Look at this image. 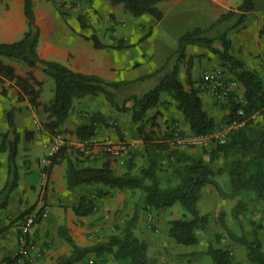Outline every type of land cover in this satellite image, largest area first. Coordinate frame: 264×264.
I'll return each instance as SVG.
<instances>
[{
    "label": "trees",
    "instance_id": "trees-1",
    "mask_svg": "<svg viewBox=\"0 0 264 264\" xmlns=\"http://www.w3.org/2000/svg\"><path fill=\"white\" fill-rule=\"evenodd\" d=\"M109 1L111 4H122L124 11L133 16L149 13L155 19L162 17L156 6V3L162 0ZM33 5V0H23L26 30L18 40L0 42V56L21 62L27 67L38 66L52 79V96L42 104V110L46 113L42 127L50 136L62 133L73 101L86 95L101 94L115 110L130 111L135 131L142 140L140 154L144 158V163L138 167L136 173L133 172L135 166L133 158L137 154H132L133 158L131 156L127 160L125 170L119 173L111 165L109 155L98 152L102 160L95 164L90 161L91 154H84L79 145L63 143L53 155L48 168L63 160L69 148L71 156L67 155L64 170L69 188L100 183L120 190L140 189L143 204L152 209L168 207L179 202L183 214L168 221V236L183 245H194L199 241L198 231L206 229L208 217L206 213L200 212L196 201L201 188L213 182L214 171L202 156L181 150L175 145L172 122L166 125L163 131H156L154 127L159 125L156 113L150 116L147 114L148 110L161 101L162 94H165L175 102L176 109L186 121L189 132L204 135L218 126V122L203 106L199 94L203 89L201 81L197 85L190 81V64L187 68L188 87L178 76L179 65L186 56V46L197 44L209 46L224 71L229 72L228 78L241 83L245 100L244 104H240L231 97L221 103L228 108L224 122L237 117V108L242 107L244 114L239 120L243 123L228 133L225 142H218L211 147L210 157L218 153L233 156L230 166L232 187L235 191L250 189L254 192L255 198L264 203V122L256 120L253 116L264 117V80L257 70L248 68L243 59L231 52V40L227 33L231 28L245 27L246 14L255 8V0H240L235 8L222 12L207 26L186 29L178 36L173 55L161 66L130 80H107L95 74L76 71L55 60L40 58L37 53L39 27L35 21ZM231 18H234V22L217 36L221 47H213V38L208 36V33L221 22ZM260 33H264V25ZM91 39L95 47L103 46L94 35ZM116 46L126 47V44L118 42ZM0 79L12 81L17 87L19 100L26 99L34 108L41 105L39 99L41 81L35 78L32 72L20 75L15 72L12 65L0 60ZM127 101L131 102L130 106L126 104ZM15 109L11 107L6 111L8 128L0 133V151L6 152L7 158V179L0 190V207L5 206L10 192L18 183L17 154L20 135L15 125ZM86 118L87 121L75 128L78 141L85 146L88 145L89 139L95 136L98 122L109 125L100 112L87 114ZM25 133L27 139L32 137L31 130H25ZM169 160L176 164L174 171L177 181L173 185L163 186L158 171ZM95 207V200L89 196H82L77 204L72 206L76 215H88ZM242 210L243 202L240 200L233 207L232 215L238 217ZM136 218L134 215L126 222L119 233L111 234L106 240L87 246L76 244L66 226H59L58 233L71 246V251L67 255L57 257L50 264H73L87 255L102 256L105 253H111L116 259H128L130 264H157L147 254L146 240L133 231ZM259 226L253 224L250 236L228 232L231 239L244 247L245 257L250 264H264V249L258 234ZM206 251L214 264H245L237 261L229 248L209 243ZM24 257V254L16 253L4 257L0 264H18Z\"/></svg>",
    "mask_w": 264,
    "mask_h": 264
},
{
    "label": "crops",
    "instance_id": "crops-1",
    "mask_svg": "<svg viewBox=\"0 0 264 264\" xmlns=\"http://www.w3.org/2000/svg\"><path fill=\"white\" fill-rule=\"evenodd\" d=\"M239 2L240 0H162L157 2L156 6L161 11L162 17L155 19L149 13L141 15V19L145 22L144 25L143 23L139 25L141 29H144L148 22H152L153 26L150 29L151 33H144L139 36L135 45V48L137 47L139 52L143 53V56L145 51L154 55L149 62L144 57H141L139 62L141 64L137 66L139 64L137 63V71H135L129 66L131 57L126 58L124 61L126 69L123 70V50H121L123 47H117L114 44V40L109 38V34L105 33L100 13L91 12L90 6L99 8L100 0H33L35 21L39 27L37 53L40 58L61 62L76 71L95 74L107 80H130L161 66L169 56L173 55L176 49L175 45L170 47L162 40H158L156 43L153 42V30L162 23L166 14L161 9L162 5L181 4L174 13V15L179 13L177 14L178 18H175L176 22L179 23L182 20L181 17H186L190 14H192L191 16L196 22H201L209 14L216 19L222 12L235 8ZM101 4L111 10H123L122 4L113 5L109 0L102 1ZM255 8L246 14L245 27L233 28L228 37L231 40V49L233 48L237 54L236 56L243 59L248 68L257 70L264 80V70L259 67V63L262 62L264 64V33H260V29L264 25V13L259 14ZM252 15H258L254 22L248 21L252 19ZM86 17L85 24L84 19ZM214 20L210 21V23ZM25 30L26 17L23 11V0H0V42L18 40ZM122 34L123 32L120 33V35ZM180 34L176 35V40ZM92 35L103 46L95 47L91 39ZM131 44L133 43L126 45L130 46ZM189 46L192 47L188 48ZM203 52H205V49L201 45L188 44L186 46V56L179 65L178 76L187 87L189 78L187 74L188 64H190V81L194 85L199 83L201 71L204 69L224 75V70L218 65L216 58L198 59L194 56ZM208 55L211 56L213 54ZM205 59L208 60L209 65L203 64ZM0 60L12 65L16 73L26 75L28 72H32L35 78L41 81L39 96L41 105L38 108L42 109L44 101L52 96V93L44 96L42 92L43 83L45 84L47 81L46 74L38 66L27 67L21 62L1 56ZM144 66H146L145 69ZM199 94L205 109L213 116L216 122H219L221 117L227 114L228 108L222 106L219 103L220 101L218 102L204 89L200 90ZM102 97L86 95L73 101V107L63 126L62 136L66 138V143L69 145L79 144L75 135V128L82 122L87 121V119L82 120L79 117V113L83 111H87L89 114L100 112L107 118L105 113L101 111L103 110L101 109L102 105L97 103L103 101L104 97ZM166 97L168 99L165 101ZM104 100L106 103L108 102L105 98ZM11 107L16 108L14 110L15 125L20 135L17 154L18 183L10 192L5 206L0 207V261L6 256H13L17 253L18 234L20 232L19 224L24 221L23 213L26 211L32 214L42 211L26 234L28 243L34 242L37 247L33 250L29 249L24 254V260H21L18 264H50L57 257L69 254L71 246L58 233V228L61 225L66 226L74 242L80 246L104 241L105 239L95 238V233L89 234L88 231L98 232L104 228V230L109 232L108 234H112L111 224L109 222L103 223V220L99 219V217L103 215L104 219L111 215L119 206H123L126 200H128L129 206L138 204L140 202V200L139 202L137 201L138 192H134L131 189L123 192V190L104 186L100 183L82 184L69 188L65 180L64 170L67 155L71 156L70 149H67L63 160L53 164L50 168L43 164L40 165L38 162L39 156L30 155L33 150L31 145L32 143H39L43 147L50 135L43 127L39 129L33 122L34 111L31 105L26 99H18L17 87L12 81L0 79V133L5 132L8 128L6 111ZM154 113H156L158 124L159 122L161 123L154 127L156 131H163L166 125L170 124L171 119H178L180 127L188 131L187 123L182 114L176 109L175 102L167 95H162L161 101L147 112L149 116ZM42 116L43 120L44 114ZM109 125L101 122L96 124L95 138L98 141L116 137ZM25 130L32 131L31 138L27 139ZM123 132L125 133V138L133 136L132 134L136 135L130 129H125ZM21 151H26L28 154H21ZM99 155L98 152L94 151L90 155V161L99 164L102 160ZM142 161H144V158ZM86 162L89 161L86 160ZM111 165L114 168L117 167L113 161H111ZM42 171L47 172V178L44 181L41 178ZM28 173L31 174V178L27 177ZM6 179V152L0 151V190L4 186ZM82 196H89L96 202L94 211L88 215H76L72 208ZM132 212H136V209H133ZM43 213L46 215L43 216ZM86 219H90L89 221L92 223H89L91 225L85 223ZM96 219L99 221L96 222ZM83 259L73 264H83ZM95 261L97 264L104 263H101V261L97 262L96 259Z\"/></svg>",
    "mask_w": 264,
    "mask_h": 264
},
{
    "label": "rangeland",
    "instance_id": "rangeland-1",
    "mask_svg": "<svg viewBox=\"0 0 264 264\" xmlns=\"http://www.w3.org/2000/svg\"><path fill=\"white\" fill-rule=\"evenodd\" d=\"M102 1H107V0H100V4H98L99 8L98 7L94 8L93 6H90L91 12L98 14L100 13V18L102 19V22L104 24L103 26L105 33H108L109 38L111 40L112 39L114 40V44H118V42H122L124 44L133 43L130 46L126 45V47H123L121 49L123 50V70L126 69V67H124V61L126 60V58L131 57L129 61L130 62L129 66L132 68V70L137 71L136 67L141 64L139 63L141 61V57L147 59L148 62L153 58L154 55L153 53H149L148 51H145L143 56L142 55L143 53L139 52L137 47L135 48L136 41L139 36H141L144 33H149V32L151 33L150 29L152 28L153 23L148 22L147 26L144 29H141L139 25L142 23L143 25L145 24V22H143V20L141 19L142 16H133L132 14L125 12L124 9L111 10L108 7L101 4ZM255 3H256L255 10L259 14L264 13V0H255ZM180 5L181 4H173V5L165 4L161 6L162 7L161 9L165 11L166 14L164 19L162 20V23L156 26V29L153 30L154 32L153 42L156 43V41L162 40L165 41L170 47H173V45L177 46L176 35L180 34L181 32L185 31L187 28L192 27L194 25L206 26L208 23H210V21L215 19L213 15L209 14L208 16L203 18L201 22H196L195 20H193L191 16L192 14H190L187 15L186 17H181L182 20H180L179 23H177L175 18H178L177 14L179 13H176L175 15L174 13L179 9ZM58 7L61 8L60 5H58ZM257 18L258 15L256 16L252 15V19H249L248 21L254 22L255 19ZM84 20L86 24L87 17ZM233 22H234V18L223 21L216 28H214L211 32L208 33V36L213 38L212 41L213 47H218V48L221 47V44L217 36L222 31H224L228 26H230ZM232 31L233 28L227 31L228 36ZM122 32L123 34L120 35V33ZM201 46L204 47L205 52L194 56L197 57L198 59H202V58L212 59L214 57L218 61V65L221 67L220 61L218 60L217 56L210 50V47L206 45H201ZM191 47L192 46H189L188 48ZM231 52L237 55L234 52L233 48L231 49ZM208 54H213V55L210 56ZM137 63L139 64L137 65ZM203 64L209 65L208 60L207 59L203 60ZM259 65H260L259 67L262 68V70H264V64L261 62L259 63ZM145 68L146 66H144V69ZM221 69L224 70L222 67ZM223 72L228 80H232L228 78V76L230 75L228 71L225 70ZM42 87H43L42 92L44 96L53 93V81L49 76H47V81L45 84L43 83ZM162 95L164 96L165 94ZM98 96H102V95H98ZM231 97L232 99L240 102V104H242L241 102L245 103L243 97V87L241 83L238 82L237 84L233 85V92L231 93L228 99H230ZM166 99L168 98L166 97L165 101ZM102 100L103 101L97 103L102 105L101 109L103 110L101 111L105 113V116H107L106 118V120H108L107 123L110 124L109 128L112 131H114L116 136L115 139L129 141V144L131 145V147L127 152V155L125 156V160L123 164H118V162L114 158H111V161H113L117 165L115 169L117 172L120 173L121 171L125 170L126 162L132 156V154H137L136 157L135 155L134 158L133 156L131 157L133 158V162L135 164L133 168V172L136 173L138 172V167L141 166L144 161H142L143 157L140 154L142 141H140L139 143H133V144L130 143L136 138H140L137 135L135 131V126L131 121L130 111L119 112L115 110L113 107H111L108 102L106 103L104 98ZM47 101L48 99H46V101L44 102ZM219 103H224V102H219ZM126 104L129 106L131 102L127 101ZM31 108L34 111L33 114L34 116L32 117V120H34L33 122L36 124V126L39 129H41L42 122L43 120L46 119V113L42 109H39L38 107L34 108L31 106ZM71 109L69 112H71ZM43 114H44V119L42 120ZM87 114H89L87 111H83L79 113V117L82 118V120L87 119L86 118ZM253 116L256 120H259L260 122L261 121L264 122V117H261V115L258 116L253 115ZM224 117H225L224 115L221 117V119L218 122V126L213 131L221 128L222 124L224 123ZM173 121L177 122L179 125L178 119H173V120L171 119L170 123L171 122L173 123ZM160 124L161 123L159 122V125ZM125 129L126 130L130 129L132 133H135L136 135L132 134L133 136L125 138V133L123 132ZM184 132L185 130L182 129L183 134ZM63 139H64L63 143H65L66 138L63 137ZM217 143L218 142L216 141V139L212 137L208 139L206 142H200L198 144H186L184 145L183 149H181V150H186L189 153L202 156L205 161L210 163L214 171V175L212 178L213 182L208 183L201 188L198 200L196 201V205L200 210V212L206 213L208 217V223L206 229L198 231L199 241L196 244L183 245L176 243L167 234L168 221L172 218L180 217L183 214V209L179 202H176L171 206L162 207L159 209L148 208L142 202L143 195L140 189H131L134 190V192H138L139 194L137 201L139 202L140 200V202L138 204L134 206L132 205L129 206L130 204H128V200H126V202L123 203V206L121 207L119 206L114 211V213L108 215L104 219L102 215L99 217V219H102L103 223L109 222L112 226L111 231L113 233L114 232L119 233L120 228L123 227L124 224H126V222H128L134 215H136L137 218L134 223L133 231L134 233H136L137 236L146 240L148 245L147 254L152 259H154L157 264H214L212 258L206 251V248L209 243H211L214 246L229 248V250L232 252L234 258L237 261H241L242 263L245 264H250L245 257L244 247L239 243H237L236 241H234L233 239H231L229 237L228 232L231 231L236 235L245 234L246 236H250L253 224L256 225L259 224L260 226L258 228V234L260 236V239L262 241V246L264 249V203L262 201L257 200L255 198L254 192L250 189H241L235 191V189L231 185V177H230V166L233 156L218 153L210 157L209 154L210 149L214 144ZM31 146L33 150L31 152L32 154L30 155L31 156L38 155L39 156L38 162L40 163V165H42L40 158L43 156L45 152L44 145L42 147L39 143L37 144L32 143ZM24 153L28 154L26 151L24 152L21 151V154ZM175 166L176 164L174 163V161L169 160L165 162L163 168L160 171H158L163 186H169L176 183L177 177L175 176V171H174ZM42 173H41V178H43L44 181L46 180L47 176L43 177ZM28 174L29 175H27V177L31 178V174L30 173ZM126 191L127 189L123 190V192ZM240 200L243 202V210L238 215V217H234L232 215V209L235 206V204ZM131 201H133V199H131ZM133 209H136V212H132ZM27 214L34 215L36 219L40 213L38 212L36 214H32L29 211H26L23 213V217H25V215ZM89 220L90 219H86L85 223L88 224L92 223ZM97 221L99 220L96 219V222ZM22 223H20L19 225L21 226ZM88 233L89 234L95 233V238H103L105 240L111 235L108 234L109 232H107V230H104V228L100 229L98 232L88 231ZM28 247L30 250H33L37 247V245L34 244V242H32L29 243ZM95 259L97 260V262L100 261L101 263L104 262L103 264H130L128 259H116L113 257L111 253H105L104 256L103 255L95 256L94 254L87 255L83 259V264H97L95 263L96 262Z\"/></svg>",
    "mask_w": 264,
    "mask_h": 264
},
{
    "label": "built area",
    "instance_id": "built-area-1",
    "mask_svg": "<svg viewBox=\"0 0 264 264\" xmlns=\"http://www.w3.org/2000/svg\"><path fill=\"white\" fill-rule=\"evenodd\" d=\"M200 81L202 88L207 91L210 95H212L218 102H226L233 92V85L236 84V80H228L225 75L217 72H213L209 69H204L200 74ZM242 104L244 102H241ZM237 117L233 119H229L224 122L220 129L212 131L208 134H194L191 132L185 131L182 133V128L178 125L177 122H173V139L175 145L183 149L186 144H198L200 142H206L208 139L214 137L217 142L223 143L226 140V137L231 130L240 126L243 121L239 120L241 116L244 114V110L242 107L237 108ZM141 138H136L130 143H139ZM64 139L61 133H57L51 136L48 141L44 144L45 152L43 156L40 158L41 163L45 166H48L51 162L53 155L58 151L59 147L63 144ZM88 145H84L83 143H79L80 149L84 152V154H92L94 151L103 152L110 156V158L116 159L118 164H123L125 160V156L131 145L129 141L126 140H116L113 139H105L103 141H98L95 136L89 139ZM43 177L47 176V173L43 171ZM43 216L46 214L43 213ZM35 222L34 215H27L24 218L23 223L20 226V232L18 234V250L17 253L25 254L29 250V243L26 238V234L29 232L31 227ZM90 263V262H89Z\"/></svg>",
    "mask_w": 264,
    "mask_h": 264
}]
</instances>
